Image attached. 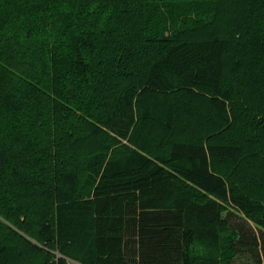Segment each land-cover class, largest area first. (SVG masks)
I'll list each match as a JSON object with an SVG mask.
<instances>
[{"label": "trees", "instance_id": "obj_1", "mask_svg": "<svg viewBox=\"0 0 264 264\" xmlns=\"http://www.w3.org/2000/svg\"><path fill=\"white\" fill-rule=\"evenodd\" d=\"M0 264H264V0H0Z\"/></svg>", "mask_w": 264, "mask_h": 264}, {"label": "rangeland", "instance_id": "obj_2", "mask_svg": "<svg viewBox=\"0 0 264 264\" xmlns=\"http://www.w3.org/2000/svg\"><path fill=\"white\" fill-rule=\"evenodd\" d=\"M250 224H251V223H250ZM252 224H253V223H252ZM252 224H251V225H252ZM253 225H255V224H253ZM253 225H252V226H253Z\"/></svg>", "mask_w": 264, "mask_h": 264}]
</instances>
